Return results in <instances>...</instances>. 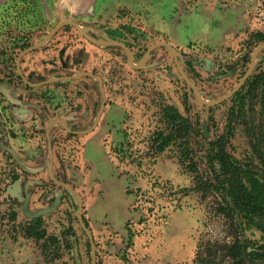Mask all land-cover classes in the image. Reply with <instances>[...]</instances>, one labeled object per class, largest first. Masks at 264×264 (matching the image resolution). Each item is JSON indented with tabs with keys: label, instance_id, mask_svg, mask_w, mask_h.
I'll use <instances>...</instances> for the list:
<instances>
[{
	"label": "rangeland",
	"instance_id": "obj_1",
	"mask_svg": "<svg viewBox=\"0 0 264 264\" xmlns=\"http://www.w3.org/2000/svg\"><path fill=\"white\" fill-rule=\"evenodd\" d=\"M68 19L98 40L126 44L134 63L151 44L170 43L202 97L215 100L236 86L262 43L255 37L264 32V0H0L1 129L9 125L7 115L31 127L34 114L42 113L47 85L86 76L100 81L99 100L107 104L92 143L85 151L82 144L73 146L75 141L55 148L57 172L64 170L80 197L96 264H207L209 259L233 264L223 257L222 246L236 232L219 211L220 196L212 190L205 196L199 183L207 173L203 133L206 129L207 137L214 138L232 126L233 154L252 155L247 131L264 135L259 99L253 100L252 114L246 110L245 117L232 119L238 98L233 94L214 106L201 104L166 47L155 48L144 67L135 69L121 47L89 42L65 24ZM257 58L251 71L264 70V49ZM51 65H74L75 70L60 79L49 75ZM31 68L43 82L34 79L24 87L14 75ZM242 95L250 101L246 88ZM166 105L192 123V134L157 152L153 132L165 126L160 111ZM38 140H13L33 153L27 163L0 141V264H91L89 240L76 216L77 199L68 191L60 201L61 189L49 182L53 171L46 173L50 158L44 162L41 150L33 149ZM184 147L192 150L189 157L182 154ZM15 165H23L26 173ZM42 209L49 211L36 217L26 213ZM37 217L44 238L26 234L29 221ZM243 235L258 237L249 230Z\"/></svg>",
	"mask_w": 264,
	"mask_h": 264
},
{
	"label": "trees",
	"instance_id": "obj_2",
	"mask_svg": "<svg viewBox=\"0 0 264 264\" xmlns=\"http://www.w3.org/2000/svg\"><path fill=\"white\" fill-rule=\"evenodd\" d=\"M255 38L258 42H264V32L258 33ZM152 53L153 51L151 55ZM198 88L202 93L201 88ZM244 88L248 95H251L250 101L242 95ZM233 97L238 98V103L236 108L231 110L232 119L239 115L245 117L246 110L252 114L253 100L256 98L259 99L257 102L264 107V70L251 71ZM160 114L165 126L153 132L154 150L157 152L164 151L176 142L180 145L185 133L192 134V123L176 107L166 105L161 108ZM234 134V129L230 126L224 132L210 138V136L207 137L205 129L203 138L207 147L203 157L207 173L205 180L199 183L205 196L209 190L220 196L219 211L231 222L230 225L236 232V237L222 246L225 251L223 257L232 259L233 264H246L245 259L264 260V149L262 146L264 135L262 133L258 135L252 128L249 129L246 135L250 139L252 155L239 158L233 154L230 143V138ZM187 141L188 139H185V142ZM190 153L192 150L188 147L182 148L184 156L189 157ZM255 157L258 162L254 159ZM192 170L198 169L193 165ZM12 217L15 218V214ZM40 219L41 217H37L29 221L26 227L27 235H33L38 239L45 237L46 233L41 227ZM248 230L257 232L258 237L253 239L244 236L243 233ZM50 240L55 242L56 238L50 237ZM242 250L245 258L242 257ZM207 262V264H215L211 259Z\"/></svg>",
	"mask_w": 264,
	"mask_h": 264
},
{
	"label": "flooded vegetation",
	"instance_id": "obj_3",
	"mask_svg": "<svg viewBox=\"0 0 264 264\" xmlns=\"http://www.w3.org/2000/svg\"><path fill=\"white\" fill-rule=\"evenodd\" d=\"M71 66L74 65H51V68H48V71H51L49 72V75L52 74V76H58L61 79L62 76L68 72L67 70H75V66L72 69ZM32 70L33 68L25 71V74L22 75L23 77L20 75L18 76L17 74L14 76H17L16 79L20 81V84L24 85V87H30L31 84H34V79L39 80L36 83L43 82L41 73H34ZM45 89L47 92L45 93L46 96L44 97L43 102H41L42 113H37L36 111H38V109L35 111L36 113L34 116L36 119L31 121L30 124L32 126L28 128L23 127L24 125L21 122H18L13 117L11 118L10 115H7L6 118L9 121V125L6 129L2 128V130L0 128V141L14 147L16 152L21 156L23 162L27 163V161H32L29 157H32L33 153H26L27 148L14 145V141H35L39 138L36 144L33 145V149H36L37 151L41 150L44 162L47 157L50 158V161L46 166L47 175L49 172L53 171V177L63 183L69 184L72 189H74L69 179L67 180L64 177V170L59 169V172H57V167L55 165L57 154L55 148L57 144H65L69 141H75L76 144L73 146H76L77 148L79 146V148H81L82 144V150L85 151L87 143H92L93 138L98 132L99 123H101L104 107L107 103L106 100H99V81L93 76L68 79L64 82H55L51 84V86L47 85ZM1 105L2 104L0 103V106ZM12 107L13 105L9 104L10 111H12ZM99 113L102 114L99 116ZM85 130H88V132H85ZM82 137L87 138L89 141H83L82 143ZM80 152L81 151H77V153ZM51 154L52 156L50 157ZM38 163H40V161ZM49 165L51 166L50 169ZM20 166L21 167L15 165L16 169L18 167V170H22L26 173V168L23 167V165ZM17 176H19V173L14 172L12 177L17 178ZM49 182L51 186H58L61 189L62 194L60 196V201L66 199L69 190L52 179ZM23 195L26 197L27 193H24ZM31 196L32 194H30V197ZM82 218L85 223L83 216Z\"/></svg>",
	"mask_w": 264,
	"mask_h": 264
},
{
	"label": "water",
	"instance_id": "obj_4",
	"mask_svg": "<svg viewBox=\"0 0 264 264\" xmlns=\"http://www.w3.org/2000/svg\"><path fill=\"white\" fill-rule=\"evenodd\" d=\"M65 24H69L71 26H73L85 39H87L89 42L101 46V47H108V46H118L121 47L127 54V61L128 64L135 69H141L144 67L145 62L151 57V52L155 49V48H159V47H166L174 61V64L179 72V74L181 75V77L184 79V81L187 83V85L190 87V89L192 90L193 94L195 95L196 99L203 105H208V106H214L217 104L222 103L223 101L227 100L230 96H232L235 92H237L241 85L244 83V80L246 79V77L249 75V73L251 72V70L253 69L255 63L257 62L258 58H257V54L264 49V42L260 43L258 46L255 47V49L252 52L251 58H250V62L249 65L246 69V71L243 73V75L240 77V79L238 80V82L236 83V86L234 88H232L230 91H228L225 95L215 99V100H207L204 99L202 97V93L200 92L199 88L197 87V85L195 84L194 81H192L188 75L185 73L180 61H179V52L168 42L165 41H158L155 42L153 44H151L145 51V53L143 54L142 58L140 59L139 63H134L132 60V51L129 49V47L127 45H125L124 43L120 42V41H106V40H98L92 36H90L86 30L77 22L73 21V20H65L64 21ZM99 86H100V81H99ZM103 105V104H102ZM102 105H101V109H102ZM51 168V166L49 165V169ZM51 179L53 181H55L58 184L63 185L65 188H67L70 192H72L76 199H77V205H78V212L76 213L77 219L83 229V231L85 232V234L88 237L89 240V244H90V248H91V264H96L95 261V244L92 238L91 233L89 232V230L87 229L83 219H82V212H81V200L80 197L75 193L74 189H72V187L67 184V183H63L59 180H57L55 177L51 176ZM49 209H42L37 211L36 213H29L26 212L27 215L29 217H36L39 215H43L46 212H48ZM242 257L245 258V254L244 251L242 250ZM248 263H254V264H263L264 260L261 261H248L247 259H245Z\"/></svg>",
	"mask_w": 264,
	"mask_h": 264
}]
</instances>
